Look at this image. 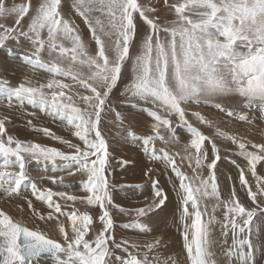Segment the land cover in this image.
Returning a JSON list of instances; mask_svg holds the SVG:
<instances>
[{"label": "snow or ice", "instance_id": "snow-or-ice-1", "mask_svg": "<svg viewBox=\"0 0 264 264\" xmlns=\"http://www.w3.org/2000/svg\"><path fill=\"white\" fill-rule=\"evenodd\" d=\"M62 0H40L33 7L31 0L23 4L0 0V20L14 18L13 25L0 23V48L13 42L29 50L22 52L23 62L32 69L51 74L47 83L34 84L25 78L15 87L0 80V98L11 105L38 107L53 120L66 123L74 129L72 135L81 144H74L56 136L47 128L38 129L60 141L74 152L24 141L6 133L5 120L0 119V191L6 197L17 195L21 185L28 181L27 161L45 162L60 167L69 175L81 174V190L87 195L77 196L52 188L40 190L31 184L32 194L51 212L47 217L37 213L40 220L57 222L62 239L51 238L45 231L30 228L23 220L13 218L0 210V264H40L42 256H49L54 264H178L165 256L167 242L156 236L143 244L115 236V222L109 206L133 219L123 225L126 229L151 234L146 218L163 209L169 197L153 179L152 198L143 206L127 209L113 202L107 178L108 144L100 124L108 108L110 93L126 72L130 79L121 95L130 101H142L152 106L149 116L154 123L151 134L141 139L142 150L153 160H162L179 181L176 194L179 199L180 221L183 231V251L186 264H224L216 259L213 249L215 226L219 225L220 244L226 264H261L264 243L259 247L252 240L253 221L257 213L264 214V174L258 165H264V142L255 143L222 130L199 111L192 112L202 125L215 129V136L236 146V154L246 161L239 171L240 185L246 189V205L235 189L223 199L215 172L220 160L214 140L187 118L189 104L211 105L228 117L237 115L221 102L222 98L238 97L244 107L259 105L264 108V0H163L172 19L161 20L155 7H147L139 0H74L73 8L83 20L94 41L95 51L80 34L79 26L64 17ZM139 19L147 26L137 42ZM27 19V24L24 21ZM46 53L48 59L44 58ZM60 77L62 79H59ZM65 80L71 81L66 83ZM83 90V91H81ZM190 135L180 151L170 154L155 147L156 141L165 145L180 144V138L171 117ZM241 121L245 115H239ZM117 119H122L117 113ZM31 125V121H29ZM161 129L166 131L162 133ZM206 142L211 144L212 159ZM180 164L187 161L189 175ZM59 162V164H58ZM127 163V161H123ZM207 167L208 175L199 169ZM256 181L253 191L247 174ZM153 170L144 172L152 178ZM59 187L68 188L63 178ZM56 179L53 183H56ZM54 197L65 201L56 202ZM211 214L209 213V202ZM71 202L99 207L102 228L93 238L95 218L88 211H63ZM28 209L35 212L31 201ZM218 209L222 216L217 217ZM66 217V223L59 217ZM190 221V222H189ZM70 227V232H69ZM231 234V244L228 236ZM119 250L121 255H117Z\"/></svg>", "mask_w": 264, "mask_h": 264}, {"label": "rangeland", "instance_id": "rangeland-1", "mask_svg": "<svg viewBox=\"0 0 264 264\" xmlns=\"http://www.w3.org/2000/svg\"><path fill=\"white\" fill-rule=\"evenodd\" d=\"M12 1L7 0L8 6H11L13 3L23 4L29 2V0ZM39 2L40 0H31L33 7L37 6ZM139 2L147 7H155L157 9L156 13H149L150 16L158 15L161 20L173 18L168 8L164 6L163 0H139ZM169 2L174 3L177 2V0H169ZM73 3L74 0H62V14L65 18L74 21L79 26L82 38L89 44L90 50L94 52V41L90 38L87 26L75 12ZM13 22L14 18L0 20V23L7 26L13 25ZM24 23L25 25L27 24V19H25ZM137 24L138 35L136 39L137 42H139L147 26L139 19L138 15ZM28 50L29 46L26 42L22 47H17L13 42H9L5 47L0 48V80L8 81L10 87L17 86L20 82L24 81L25 78L31 80L34 84H46L47 81L52 78L51 74L47 73L45 70L39 68L32 69L23 62L22 52ZM44 58L48 59L46 53L44 54ZM57 78L62 79L60 77ZM129 79L130 72H126L110 93L108 108L102 114L100 124L101 133L106 139L109 149L107 178L113 202L127 209L143 206L146 201L152 198V193L154 191L153 179L159 181L158 187L164 189L170 198L163 209L153 213L150 219L146 218V222L150 229L153 230L151 234H141L138 230L132 229L129 231L128 229L126 230V228L124 229L123 225L129 223L133 217L120 213L117 208L109 206L110 214L113 216L115 222V236L117 241L121 238H127L128 240L134 238V240L130 241L140 244L151 241L156 236H163L167 242V249L164 255L171 256L178 264H186V253L183 251V239L181 236L183 228L179 219V199L176 194V189L173 187V185H176V188H178L179 181L162 160H153L142 150L141 139L151 134V125L154 123L148 114L149 111L153 109L150 104L138 100L130 101L126 96L121 95ZM65 82L71 83V81L68 80H65ZM0 95H2V90H0ZM221 102L236 112L237 115L228 117L226 113L220 112L211 105L189 104L186 107L187 118L194 126L199 127L205 135L211 137L219 149L220 160L217 163L215 172L222 198H229L231 191L235 189L240 199L246 205L251 206V202L246 196V189H244L239 182V171L241 168H246V161L236 154L237 149L235 145L230 141L216 137L215 129L200 124L199 121L192 116V112L199 111L202 115H205L207 119L219 125L222 130L228 131L231 134L255 143H262L264 142V108L259 105H254L250 108L244 107L238 97L222 98ZM117 113L120 114L122 119H117ZM239 115H245L246 120L241 121L238 118ZM0 119L5 120L7 134L24 141H32L56 147L66 153L74 152V149H70L60 141L45 135L43 131H38V129L47 128L56 136H60L74 144H81L82 146V142L72 135L74 129H71L66 123L53 120L51 116L47 115L45 112H41L38 107L32 105H21L15 100L9 105L6 99L0 98ZM171 119L173 120V126L176 127V125L179 124L178 119L175 116L171 117ZM29 121H31V125ZM161 131L166 134L165 130L161 129ZM176 132L180 138V144L175 145L170 143L165 145L161 141H156L155 147L158 150V154L160 149L169 151L170 154H174L177 151L182 153L183 145L189 142L190 135L184 127H176ZM206 147L209 155L208 163H210L212 159L211 144L206 142ZM176 159L178 164H180V158L176 157ZM123 161H127V163H123ZM0 163H2V159H0ZM180 167L181 170L187 174H192V170L188 167L187 161L180 164ZM26 168L30 179L21 185L17 195L6 197L5 194L0 191V210H4L15 219L23 220L30 228H38L45 231L51 238L62 239L55 220L47 221V219L40 220L38 218L37 213L43 214L46 218L47 214L51 212L52 209H49L47 205L35 198L32 194L31 184L35 183L40 190L52 188L54 191H66L72 195L84 196L87 194L84 193L80 187L81 174L69 175L68 172L63 171L60 167H53L51 164L42 161L35 162L29 160L26 163ZM148 169L153 170L151 179L144 175V172ZM198 171L202 176L206 177L209 170L207 167H204ZM258 172L264 174V165H258ZM61 177L63 178V183L70 187H59L60 181L58 178ZM246 178L249 180L253 191H255V179L250 173L247 174ZM54 179H56V183H53ZM53 199L62 205L65 204V201L58 197H54ZM29 201L32 202L33 208L36 210L35 212L28 209L27 205ZM212 203H215V201L209 202L210 214ZM73 207L81 212L88 211L95 218L92 235L89 237L93 238L96 232L102 228L99 221V215L101 214L99 207L85 206L79 204V202L73 206L71 202H68V206L64 207L62 210L65 212L71 211ZM161 211L162 213H160ZM216 215L220 218L222 216V209H218ZM59 220L60 222L66 223L67 226L66 217L61 216ZM128 237H130V239ZM213 239L217 241V246L213 249L216 253V259L226 264L223 254L220 251V244L223 242L224 238L220 235L219 225L215 226ZM227 239L228 243L231 244V234H229ZM252 240L257 247L264 243V214L259 212L253 221ZM116 254L121 255V252L117 250ZM257 259L261 264H264V257H260L258 254ZM40 264H54V261L52 259L41 260Z\"/></svg>", "mask_w": 264, "mask_h": 264}, {"label": "bare ground", "instance_id": "bare-ground-1", "mask_svg": "<svg viewBox=\"0 0 264 264\" xmlns=\"http://www.w3.org/2000/svg\"><path fill=\"white\" fill-rule=\"evenodd\" d=\"M12 1V0H11ZM16 1V0H15ZM10 2V1H9ZM12 2H14V0L12 1ZM11 2V3H12ZM20 62V61H19ZM180 131V130H179ZM169 150V149H168ZM172 152V151H171ZM166 169V168H165ZM121 171V170H120ZM172 194V193H171ZM170 198V197H169ZM160 213H162V211L160 212ZM160 213H158V214H160ZM157 214V213H156ZM123 228V227H122ZM125 229V228H124ZM127 230V229H126ZM129 231L130 230H132V229H128ZM128 236H129V234H128ZM131 237V236H130ZM130 237H128L129 239H130ZM136 238H137V236H136ZM127 239V238H126ZM119 240V239H118ZM130 240H134V238L133 239H130Z\"/></svg>", "mask_w": 264, "mask_h": 264}, {"label": "water", "instance_id": "water-1", "mask_svg": "<svg viewBox=\"0 0 264 264\" xmlns=\"http://www.w3.org/2000/svg\"><path fill=\"white\" fill-rule=\"evenodd\" d=\"M49 259H51V257L46 256V255L41 257V260H49Z\"/></svg>", "mask_w": 264, "mask_h": 264}]
</instances>
